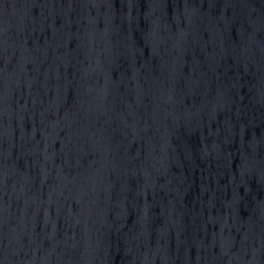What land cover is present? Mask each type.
<instances>
[{"label":"water","instance_id":"obj_1","mask_svg":"<svg viewBox=\"0 0 264 264\" xmlns=\"http://www.w3.org/2000/svg\"><path fill=\"white\" fill-rule=\"evenodd\" d=\"M0 264H264V0H0Z\"/></svg>","mask_w":264,"mask_h":264}]
</instances>
